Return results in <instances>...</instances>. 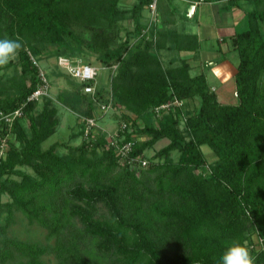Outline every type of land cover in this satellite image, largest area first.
I'll return each instance as SVG.
<instances>
[{"label": "trees", "instance_id": "1", "mask_svg": "<svg viewBox=\"0 0 264 264\" xmlns=\"http://www.w3.org/2000/svg\"><path fill=\"white\" fill-rule=\"evenodd\" d=\"M203 1H226L244 14L245 28L229 39L238 56L231 104L219 102L205 74L192 76L187 62L164 68L152 53L166 43L195 52L199 40L159 24L143 36L151 0L130 6L121 0H0V39L20 38L24 45L8 63L12 75L0 76V115L21 111L10 123L0 119L7 144L0 197H8L0 201V264H47L46 255L57 264H220L233 242L248 249L254 264H264V0ZM170 6L163 13L174 12ZM124 21L134 28L121 41ZM45 46L56 47L55 58L88 50L104 68L116 66L108 77L112 109L121 110L116 141L133 142L130 157L146 159V150L167 140L155 160L146 167L121 164L115 146L95 129L77 146L62 145L64 153L58 143L43 148L60 122L51 99L28 100L41 83L30 55L39 58ZM70 79L74 90L60 101L97 124L105 87L98 82L92 97L83 92L85 84ZM190 99L198 104L182 128L179 108L156 112ZM84 129L81 122L73 139L84 137ZM203 145L216 155L213 163ZM17 214L45 230L52 243L8 236Z\"/></svg>", "mask_w": 264, "mask_h": 264}, {"label": "rangeland", "instance_id": "2", "mask_svg": "<svg viewBox=\"0 0 264 264\" xmlns=\"http://www.w3.org/2000/svg\"><path fill=\"white\" fill-rule=\"evenodd\" d=\"M173 0H169V4L171 5V2ZM204 2V1H202ZM208 3V2H206ZM180 9V8H178ZM183 10H180L179 12H175L172 17L176 19V27L174 28L177 31L184 32L187 30L186 20H184L183 15H181L180 12ZM242 12V11H241ZM147 17V12L145 13ZM242 28H245V20H244V14L242 12ZM147 22V18L145 20V23ZM120 27V38L121 41L124 39L125 34H130L133 31L134 25L132 21H124L119 23ZM184 27V28H183ZM183 28V29H182ZM186 28V29H185ZM173 29V28H172ZM189 30V29H188ZM131 43H135V40L132 36ZM56 49L55 46H45L44 50L42 51V54L39 56V58L35 57V60L38 64L39 70L46 76L47 82H48V98L52 100V103L54 107L57 109V115L59 117V125L56 128L55 134H53L51 137H49L44 143L43 148L48 147L50 144L58 143L60 144L59 153H64L66 151L65 148L62 147V145H69V146H77L81 143L82 139L84 137H81L79 139H73V134L77 132L79 129V125L81 124L80 120V114L75 113L74 111H71L66 107L59 99L60 95L71 93L74 90V85H72L71 79L68 75L64 73V69L61 68L56 64V59L54 56H50V54ZM168 53H159L157 56L160 58L164 68L173 67L180 65V59L177 57V51L175 50H169L166 51ZM153 54H155L154 51H152ZM98 53H95L94 51H88L86 50V55H81L78 58L73 57H67L71 60L78 61L80 63H87L92 66H96L98 68V82L102 86H104V92H103V98L106 100V98L109 97L108 90H109V80L108 77L110 73H112V68H104L97 60ZM227 61L231 64V66L236 67L238 63V56L237 54L233 55H227L226 56ZM192 65H195L192 63ZM199 69L201 65L195 66ZM194 67H191V69ZM14 72L13 66H5L3 68H0V76L1 75H7L10 76ZM197 72V71H196ZM195 72V73H196ZM193 74V72H192ZM217 86L210 87L212 91H215L218 93L219 88H216ZM233 101H236L235 96H233ZM41 101V100H40ZM100 104V103H99ZM198 102L195 99L185 100V101H179L177 104H172L171 109H174V107L179 108L183 114H181L180 118V126L183 127L184 118L186 116V113H191L197 106ZM40 110V105H38L35 108L34 114H37ZM121 116V110L118 109L117 106H115L114 109L109 110L105 115L99 116L97 126L95 127V131L98 133H103L106 135L107 140L109 143L115 142L118 138L116 136L117 131L119 129L120 124L122 123V119H120ZM23 127H27V123L23 122ZM8 141L14 145H16V141L14 137L10 136V140L8 138ZM7 141V142H8ZM140 142H143L144 139L141 138L139 140ZM168 143L167 140H161L159 141L153 148L148 149L145 151L144 155L146 159L152 160L154 154L161 149L163 146H165ZM7 145V144H6ZM201 151L208 163H213L216 159V155L214 152L206 145H203L201 147ZM178 153L173 152L172 158L174 160L177 159ZM155 160V159H153ZM152 160V161H153ZM20 171L32 175V171L27 167H20L18 168ZM16 180L18 178L11 177ZM8 200V197L5 196V194L0 197L1 202H5ZM2 223V220L0 221ZM8 236L14 237L18 240L22 241H28V242H36L42 245H47L52 243V241H47L45 237V230L42 228L36 226V225H28L27 222L23 219V217L19 214L16 215V221L13 226H11L8 229ZM43 260L47 264H57L55 258L53 255H46L43 257Z\"/></svg>", "mask_w": 264, "mask_h": 264}, {"label": "crops", "instance_id": "3", "mask_svg": "<svg viewBox=\"0 0 264 264\" xmlns=\"http://www.w3.org/2000/svg\"><path fill=\"white\" fill-rule=\"evenodd\" d=\"M202 1L203 0H173L170 10L175 9L174 12L166 11L163 13V9H165L164 5L168 4L169 1L159 0V11L161 12L160 14L158 13V24L166 30H175L174 28L176 25L174 24H176V19H174L172 15L175 12L183 10L180 13L187 22V26H185L187 30L185 32L184 30L183 32H178L197 35L199 50L195 52L178 51L176 58L187 62L190 67H194L190 70L192 76L204 73L209 87L217 86L216 88H219L218 93L214 88L219 102L231 104L235 102L233 101V76L236 70L235 67L231 66L227 61L226 56L236 54L232 51L229 39L238 28H242L240 27L243 22L241 19L242 12L237 8L228 9V3L226 1L208 3ZM134 3L135 0H121L122 5L130 6ZM193 7L194 14L189 17L187 14L191 13ZM169 50H171V45L166 43L165 48L157 50L155 54L168 53L166 51ZM192 63L195 65H192ZM199 64L201 67L195 70V66Z\"/></svg>", "mask_w": 264, "mask_h": 264}, {"label": "built area", "instance_id": "4", "mask_svg": "<svg viewBox=\"0 0 264 264\" xmlns=\"http://www.w3.org/2000/svg\"><path fill=\"white\" fill-rule=\"evenodd\" d=\"M159 0H151V2L147 6V22L145 28L142 30L143 36H148L150 34L151 28L159 23V17L157 13V4ZM194 14V7L191 9V13L187 14L189 17ZM150 38V37H149ZM153 40H155V37H153ZM30 55V54H29ZM30 59L35 65H38L35 58L30 55ZM56 64L63 68L65 71L64 73L68 75L73 80L85 84L83 87V92L85 94H89L92 97H95L96 90H97V84H98V68L89 65L87 63H80L78 61L71 60L67 57H57ZM116 66H113V69ZM39 76L41 83L37 87V89L31 94V96L28 98L29 101H40L42 98H48V82L45 77V75L39 70ZM178 100H174L171 103L165 104L161 106L160 108L156 109V112L159 111V109H167L172 104H177ZM112 109V98L109 93V97L107 98L106 103H102L98 105V110L102 115H105L109 110ZM21 116V111L15 110L13 113L7 114V115H0V119L4 120L7 123L12 122L16 117ZM81 122L84 124V138H87L89 133H91L96 125V121L94 118H88V117H80ZM126 128L125 124H122L121 129L124 130ZM117 136V134H116ZM118 138V137H117ZM136 141H139L140 138H136ZM112 145L115 146V151L117 155L119 156V160L121 164H130L135 163L136 165L140 167H146L148 164L147 159H143L140 156L137 157H130V154L133 150L134 143L131 141H127L121 145L118 144L117 141L112 142ZM6 140L0 139V159L4 156L6 151ZM261 242V240H259Z\"/></svg>", "mask_w": 264, "mask_h": 264}, {"label": "clouds", "instance_id": "5", "mask_svg": "<svg viewBox=\"0 0 264 264\" xmlns=\"http://www.w3.org/2000/svg\"><path fill=\"white\" fill-rule=\"evenodd\" d=\"M23 46L20 38L0 39V68L5 67L14 59ZM220 264H254V260L246 247L238 242H233L221 256Z\"/></svg>", "mask_w": 264, "mask_h": 264}]
</instances>
